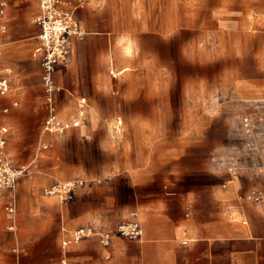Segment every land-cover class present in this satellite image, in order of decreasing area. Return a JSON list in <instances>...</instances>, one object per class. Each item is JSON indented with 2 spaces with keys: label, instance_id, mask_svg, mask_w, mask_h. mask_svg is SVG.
<instances>
[{
  "label": "crops",
  "instance_id": "1",
  "mask_svg": "<svg viewBox=\"0 0 264 264\" xmlns=\"http://www.w3.org/2000/svg\"><path fill=\"white\" fill-rule=\"evenodd\" d=\"M57 1L84 34L54 73L70 125L46 131L40 0H0V152L26 169L0 264H264V0ZM81 227L110 243L63 245Z\"/></svg>",
  "mask_w": 264,
  "mask_h": 264
},
{
  "label": "built area",
  "instance_id": "2",
  "mask_svg": "<svg viewBox=\"0 0 264 264\" xmlns=\"http://www.w3.org/2000/svg\"><path fill=\"white\" fill-rule=\"evenodd\" d=\"M42 14L37 18L41 26L39 38L41 43L38 51L42 53V78L45 91L49 101L48 115L45 120L44 130L46 131H62L69 127L70 124L63 122L59 117L57 108L54 104V94L59 89L56 84L54 73L58 63L65 61L71 53L74 46V38L82 36V30L78 19L74 14L62 10L58 6L57 0H40ZM3 12V9L0 10ZM1 56V49H0ZM10 90V81L3 75V67L0 62V94H6ZM85 100H83V103ZM245 125L250 131L251 121L249 117L244 119ZM80 122L75 121L73 124L78 125ZM6 141L4 138L0 140V147L3 149ZM26 171L23 167L16 166L6 153L0 152V190H15L18 179ZM82 179H74L67 182H56L51 186L44 188L47 195H57L62 200L72 197L79 186L83 185ZM249 198L261 200L260 192L252 191ZM8 211L14 214L16 212L15 204H10ZM122 235L130 238H139L143 233L142 226L139 221H129L119 226ZM99 235L101 241L108 245L111 241V233L108 231L97 232L90 227H81L76 230L72 239L63 241V245H69L73 242H79L83 238Z\"/></svg>",
  "mask_w": 264,
  "mask_h": 264
}]
</instances>
